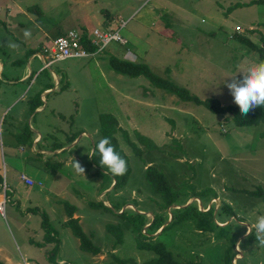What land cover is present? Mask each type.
Here are the masks:
<instances>
[{
	"label": "rangeland",
	"instance_id": "obj_1",
	"mask_svg": "<svg viewBox=\"0 0 264 264\" xmlns=\"http://www.w3.org/2000/svg\"><path fill=\"white\" fill-rule=\"evenodd\" d=\"M57 1L61 0H0V10H14L18 22L27 26L25 19L35 23L44 9L47 18L43 22L53 21L56 10L53 3ZM101 1L113 2L125 15L134 4L135 8L138 6L135 0ZM252 1L255 0H170L171 5L166 4L167 11L163 12L165 16L161 14L167 28L163 34L142 29L139 33L144 32L143 39L137 40L131 19L124 17L126 26L120 29L119 21L113 17L108 22L104 20V27L108 31H119L126 40L124 45L111 42L101 53L89 58L56 62L41 70L35 60V73L41 74L43 79L51 71L63 77L61 92L48 96L47 112L33 118L29 113L19 114L20 104L12 95L8 96V106L0 102V175L8 191L13 192L0 212V261L3 264H118L114 258L133 261L128 264H143L156 257L153 252L136 248L130 225L113 214L88 207V202L102 200L105 195L100 194L98 179L93 174L95 169L88 157L92 148L88 135L81 133L79 143L72 149L47 157L38 156L39 149L47 146L38 145L33 151L19 145L11 135L12 132L26 133L28 129L33 135L35 128L44 131L48 127L46 130L51 136L47 141L50 142L65 144L66 133L79 132L96 139L100 114L114 116L133 142L137 143L135 132H138L159 147L158 151L146 152L139 158L124 143L122 135H117L132 170L125 187L112 193V198L123 209L140 210L149 220L155 215L171 218L166 224L172 222L173 209L177 206L162 210L160 197L152 193L144 179V170L150 165L161 170L175 189L187 182L196 192L211 188L216 194L214 199L195 197L186 205H180L196 204L202 212L214 206L211 221L207 216L195 218L157 237L175 260L225 264L224 253L234 238L231 264H264V247L256 242L255 233L250 238L248 234V227L251 228L258 216L264 215V205L258 199L230 191L264 187V124L238 128L229 116L214 114L202 105L155 89L144 77L117 74L109 63L111 56L143 63L154 74L169 78L200 100L216 99L223 106H238L225 81L230 83L242 65L261 62L257 53L231 37L237 34L260 44V35L264 34V26H259L264 24V3L247 5ZM156 2L159 0H147L143 6L154 7ZM18 10H24L25 16ZM3 14L5 12L0 13V36L9 27ZM15 24L18 28L19 24ZM16 28L14 33L19 34ZM58 33L54 32V36ZM52 41L46 46L50 48ZM9 44L5 40L1 47L12 50ZM40 51L46 58L43 50ZM128 52L132 55L126 56ZM9 70L12 72L5 68L3 76L0 75V94L11 92L5 85L6 77L10 79L9 75H20L23 71L16 66H10ZM235 78L242 79V74L237 73ZM74 159L84 168V174L76 172L72 166ZM58 163L60 167L52 169V164ZM23 174L33 178L36 184L27 187L20 179ZM38 182H42V186ZM109 184L107 182L106 186ZM55 197L77 208L80 225L101 249L100 255L92 256L79 250L78 240L63 226L64 207L52 202ZM221 204H228L235 215L218 218ZM105 205L112 208L107 202ZM51 209L54 214L49 223L56 236L49 243L45 240L41 214L48 215ZM107 224L121 226L122 245L113 248L114 238L106 231ZM253 230L251 228V233ZM61 260L64 263H59Z\"/></svg>",
	"mask_w": 264,
	"mask_h": 264
},
{
	"label": "trees",
	"instance_id": "obj_2",
	"mask_svg": "<svg viewBox=\"0 0 264 264\" xmlns=\"http://www.w3.org/2000/svg\"><path fill=\"white\" fill-rule=\"evenodd\" d=\"M259 3H264V0H255L247 5H254ZM237 6L242 7L244 5H240V6L237 5ZM28 10L30 11L31 9L29 8ZM101 14L106 20H110L109 14L106 10H102ZM39 15L41 14L39 13ZM259 26H264V24L263 23L259 24ZM80 32L82 33L81 46L88 53L90 54L94 53L96 48L88 40L85 29H83ZM231 37L237 39L241 43V45L246 47L249 51L257 53L260 61H264V34L260 35L259 38L260 44H256L249 38L237 34ZM21 63H22L21 61L17 62V64H21ZM109 63L113 71H115L117 74L128 76L131 78L144 77L149 82V84L155 89L163 90L169 94H173L182 101H189V102H193L196 105H202L207 110H209L214 114L229 116L233 121L234 125L238 128L252 127V126L264 124V106L256 107L255 109L251 110L246 116H244L241 115L238 106H223L216 99L200 100L195 95L190 94V92L186 88L178 86L169 78H162L154 74L146 64L122 60L114 56L110 57ZM54 73L59 75L55 71ZM62 79L63 77L61 76V80ZM60 85H61V81H60ZM29 106H30L29 107L30 114H33L36 109L41 107L39 95L34 96L29 100ZM60 117L61 119H65L64 116L63 117L60 116ZM28 130L26 133L19 132L15 134L14 137L19 145L28 146L30 149L33 144L34 134L32 135L30 130L29 131ZM97 132H98V139L93 144L92 153L90 154V162L95 169V176L102 180V184H103L102 190H107L111 185L113 186V188H112V192L105 193L102 200H99L97 202H88L87 204L88 207L91 208L92 210L100 211L102 213L113 214L117 216L118 219H120L122 222H125L131 226V232L135 239L136 248L142 251L153 252L156 255L155 258L143 264H202L200 262H194V261L181 262L175 260L172 252L166 248L163 242L158 241L157 237L165 233L171 227L190 221L195 218H201L202 216H207L211 221L214 215V206H211L207 212H202L199 210L196 204H191L190 206H180V205H186L188 200L195 197L206 200L210 196L211 199H214L216 198V194L214 193V191L211 188H206L201 192H196L194 187L187 184V182L186 183L182 182L181 188L175 189L168 180V178L166 177V175L161 170L154 167L153 165H150L145 168L143 176L146 183L150 186L152 193L160 197L162 201L161 209L167 210L174 205L180 206V208L178 209H173L172 222L170 224H166L168 218L162 219V217L159 216L157 217L155 215H153V218L149 220L146 217V214H143V212H141L140 210L138 211L130 208L123 209L122 206H120L119 203L115 202L116 200L112 198V193L113 192L115 193L118 190H122L125 187L131 175L132 170H131L129 157L120 147V143L117 135L118 134L122 135V139L124 143L131 149L133 155L139 158H142L146 152L158 151L159 147L152 140H150L145 136H142L138 132H135L137 143L133 142L130 139L128 132L124 130L120 126L118 120L110 114L99 115V127ZM78 135L79 133L71 134L70 136H67L66 145L72 144ZM104 137L110 139L112 146H114L116 151L127 162V171L122 176H113L108 172L107 168H103L100 165V156L95 149H96V144L99 142L101 138ZM42 140H45V138H42ZM39 145L46 146L43 143L42 144L40 143ZM43 148L44 149L40 148L39 150L47 149V147L46 148L43 147ZM61 149H63V146L58 142L54 141V143L51 144L47 150L58 151ZM38 156L47 157L46 155L40 153H38ZM60 164L61 163L52 164L51 167L52 169H57L60 167ZM107 182H109L110 184L105 187L104 185H106ZM2 185H3V178L0 175V193L2 192L1 191ZM230 191L234 193H242L249 197L258 199L264 205V187L256 186L251 190L230 189ZM106 202L109 203L112 208L107 207L105 205ZM62 205L64 207L65 215L67 217V221L63 223V226L65 228L70 229L72 235L78 240L79 250L81 252L90 254L92 256L100 255L101 249L93 243L91 236L87 235L83 231L79 223V218L74 217V214L76 213V207L69 204L68 202H63ZM224 215H227V219L230 216L235 215L234 211L228 204H221L220 210L217 212L218 218ZM41 217H42L41 225L45 233V237L47 235V239L45 240L46 242L50 243L55 238L56 233L54 232L52 226L49 223L47 214L42 213ZM224 222L226 221H223L222 223ZM105 229L114 238L113 248L123 244L124 233L119 224H107L105 226ZM159 231L160 233L157 234V232ZM254 233L255 231L253 230L249 238L252 237ZM155 234L157 235L153 236ZM244 234L245 233H243L241 236H244ZM234 244H235V239L233 238L230 242V247L225 251L223 256V260L225 264H231L232 260L234 259V252H233ZM57 249L58 246L56 245L54 248L55 253H57ZM114 261L118 264L133 263V261L131 260L118 259V258H114ZM0 264L3 263L0 261Z\"/></svg>",
	"mask_w": 264,
	"mask_h": 264
},
{
	"label": "crops",
	"instance_id": "obj_3",
	"mask_svg": "<svg viewBox=\"0 0 264 264\" xmlns=\"http://www.w3.org/2000/svg\"><path fill=\"white\" fill-rule=\"evenodd\" d=\"M147 0H135V3L137 2V8H135V4L130 8V13L126 15L123 13V9H119L113 2H107L104 3L101 0H68L67 1H57L53 3V7L56 9L53 12V21L49 22H43L44 18H47V12L44 10L41 11V15L37 17V20L30 22L28 18L25 19V22L27 26L20 24L18 22V19L15 17V13L12 11L14 10H6L3 9L0 10V13L5 12V14L2 15V17H6V22L9 27H6L5 34L0 36V47L3 46V42L6 40L9 43H15L18 45V47L13 48L12 50H7L5 47H1L2 51H0V75L3 76L4 69L8 68L9 70L10 66H16L23 69L20 75H14L11 76L9 79L6 77V87L11 91L10 93H3L0 94V102L5 103L4 106H8L7 99L9 95H12L15 100H18V103L20 104L19 107V114L22 113H29V100L39 95L41 107L36 109L33 114H30L31 117H35V115H44L47 112L48 104H47V98L52 93H59L60 90V81H61V75H57L54 73V71H51V73L47 74V77L43 79L41 74H36L34 67L35 60L38 62V68L41 70V68L45 67V59L43 54L40 50H44L48 47L46 44L51 42V40L56 39L59 36L65 35L70 30H79L82 31L85 29V31H90L93 28H104L103 30H107L104 27V20L108 22L103 15L101 14L102 10H106L109 14V18L112 19L113 17L116 18L117 21L123 20L124 17L127 19H131L130 21L134 22L135 26V36L136 39H143V33H139L142 29H146L152 32H161L163 34L165 32V25L164 22L161 20V14H163L164 10L166 9V4H170V0H159V2H156L154 4V7H146L143 6V4ZM67 2V3H66ZM171 5V4H170ZM162 10V13H161ZM20 14L25 16V11L18 10ZM162 16H165L163 14ZM45 21V20H44ZM12 23V24H11ZM18 23L19 26L16 28V24ZM29 23H31L29 26ZM17 29L19 34L14 33V29ZM33 29H35L33 31ZM28 31L30 33L29 37L24 36V32ZM59 31L58 35L54 36V32ZM45 39V42L43 40ZM15 40V42H14ZM134 47V46H133ZM128 54H131L128 52ZM132 55V54H131ZM124 57V55H123ZM136 58V57H135ZM85 59V58H84ZM128 59V58H126ZM21 61V64H17V62ZM132 61V60H131ZM20 85V88L18 87ZM2 87V85H0ZM28 124L32 130H34V127L32 126L31 122L28 121ZM48 128V127H47ZM46 128V129H47ZM46 129H43L44 131H40L39 129L35 128L34 130V136H33V144L30 149L35 151V148L41 143L45 144L47 148L54 142L47 141V139L50 138L51 135H48ZM98 130V129H97ZM95 131L96 139H93L90 137V135L86 132H79V135L74 140V142L70 145H66L67 143V136H70L71 134L76 133H66L65 136V144H62L61 142H58L63 146V149L58 151H49L47 149L40 150V154L46 155V156H54L61 153H65L66 150L72 149L74 145L78 144L82 134L88 135V137L92 140V148L94 142L98 139V132ZM15 133L12 132L11 135H14ZM51 134V133H50ZM78 134V133H77ZM15 138V137H14ZM42 138H45V140H42ZM45 141V142H44ZM92 148L89 149L88 157L92 153ZM44 149V148H41ZM65 150V151H64ZM37 152V151H36ZM72 152V150H70ZM70 162V160H67ZM66 161V162H67ZM65 162V163H66ZM59 164V163H58ZM250 164V163H249ZM95 176V172H93ZM92 175V174H91ZM27 176V175H26ZM29 177V176H27ZM96 177V176H95ZM31 178V177H29ZM34 180L33 178H31ZM98 187L101 190L100 194L108 193L107 190H102V180L98 178ZM42 183V182H41ZM40 183V184H41ZM113 183V182H112ZM5 185V183H3ZM2 185V186H3ZM42 186V185H41ZM106 187V185H104ZM112 186V185H111ZM110 186V187H111ZM6 187V185H5ZM109 187V188H110ZM5 196H9L12 198L13 192L11 193L9 190V187H6ZM0 195V201L3 199V189H1ZM12 191V190H11ZM53 203H56L57 206H63L62 203L65 201L60 200L59 197H55L52 200ZM74 206V205H73ZM53 209V208H52ZM48 211V219H52L54 212L53 210ZM100 212V211H99ZM75 218L80 217L77 213L74 214ZM63 223L67 221V217L64 212V216L62 217ZM91 236V235H90ZM92 239V236H91ZM102 253V251H101ZM59 263H64V261H59Z\"/></svg>",
	"mask_w": 264,
	"mask_h": 264
},
{
	"label": "clouds",
	"instance_id": "obj_4",
	"mask_svg": "<svg viewBox=\"0 0 264 264\" xmlns=\"http://www.w3.org/2000/svg\"><path fill=\"white\" fill-rule=\"evenodd\" d=\"M24 36L27 38L30 33L26 30ZM9 47L16 48L18 45L10 43ZM237 73L242 74V79L235 78ZM237 73L232 76L230 83L225 81V84L234 98V103L238 105L241 115L246 116L256 107L264 106V61L242 65ZM95 150L99 153L100 165L107 168L111 175L122 176L126 173L127 162L112 146L109 138H101ZM72 166L77 173L84 174V168L75 159ZM251 228L255 229L258 245L264 247V215L258 216ZM251 228L248 227V234H252Z\"/></svg>",
	"mask_w": 264,
	"mask_h": 264
},
{
	"label": "built area",
	"instance_id": "obj_5",
	"mask_svg": "<svg viewBox=\"0 0 264 264\" xmlns=\"http://www.w3.org/2000/svg\"><path fill=\"white\" fill-rule=\"evenodd\" d=\"M126 26V22L123 20L119 21L120 29ZM88 40L91 44L96 48V53H101L111 42H116L121 45H124L126 40H124L119 31H108L99 28H93L90 31L86 32ZM81 37L82 33L78 30H70L65 35L59 36L52 41V45L47 47L44 50V54H46L45 59V67H49L56 62H62L69 59H84L91 57L94 53H88L81 46ZM21 181L27 187H33L36 182L26 175L20 176ZM40 186V182H38ZM3 189V199L0 201V212L4 210L5 203L8 200V197L5 196V191L7 190L5 185L2 186Z\"/></svg>",
	"mask_w": 264,
	"mask_h": 264
},
{
	"label": "water",
	"instance_id": "obj_6",
	"mask_svg": "<svg viewBox=\"0 0 264 264\" xmlns=\"http://www.w3.org/2000/svg\"><path fill=\"white\" fill-rule=\"evenodd\" d=\"M112 188H113V186H112L110 189H112ZM110 189H109V190H110ZM109 190H107V191H109ZM175 206H177V209H178V208H180V206H178V205H175ZM187 206H188V205H187ZM172 207H173V206H171L170 208H172ZM168 221H170V220H168ZM162 228H163V227H162ZM160 231H161V230H160ZM160 231H159V232H157V234H159V233H160ZM157 234H155V235H157Z\"/></svg>",
	"mask_w": 264,
	"mask_h": 264
}]
</instances>
